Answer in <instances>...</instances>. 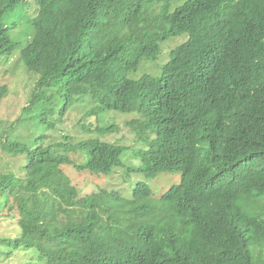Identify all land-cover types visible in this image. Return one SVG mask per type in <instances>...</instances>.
<instances>
[{
    "label": "trees",
    "instance_id": "obj_1",
    "mask_svg": "<svg viewBox=\"0 0 264 264\" xmlns=\"http://www.w3.org/2000/svg\"><path fill=\"white\" fill-rule=\"evenodd\" d=\"M16 10L28 23L23 40L10 33ZM182 34L159 75L142 67ZM16 49L15 62L37 75L25 109L41 132L32 145L0 140L15 166L0 173V208L19 230L0 238V256L264 264V0H0V58ZM6 94L1 85L0 100ZM129 112L132 142L104 138ZM58 121L63 139L44 145ZM126 151L138 158L127 174L177 172L178 183L158 197L145 182L128 196L101 185L109 173L122 180ZM70 170L99 182L79 192Z\"/></svg>",
    "mask_w": 264,
    "mask_h": 264
},
{
    "label": "rangeland",
    "instance_id": "obj_2",
    "mask_svg": "<svg viewBox=\"0 0 264 264\" xmlns=\"http://www.w3.org/2000/svg\"><path fill=\"white\" fill-rule=\"evenodd\" d=\"M23 14L19 11H14L10 16L11 21H16L19 28H13L10 30L11 37L17 39L18 37L23 40V32H20V27L28 25L25 23L26 18L22 16ZM186 39V35L182 34L179 36H173L168 38L167 40L161 42L162 50H160L158 58L154 61L153 64L144 61L142 63V67H147L151 70L153 74L159 75L161 71V65L166 61L165 56L167 55V48L169 46H173L178 44ZM19 49H16L12 56H3L0 58V86L5 85L7 87V94L3 96L0 100V140L3 142L5 139L7 140H17L19 142L32 145L35 142H39L40 139L35 141V136L39 134L41 131H36V127L33 125L36 119L35 115L37 112H33L34 109L31 110L25 109L29 104L32 88L36 82L37 75L31 72H27L23 66H21V61L18 59L15 62L16 58H19ZM13 61V63H12ZM141 68V65H140ZM37 106L39 104H36ZM116 112V111H114ZM119 113V112H118ZM121 115H117V119L113 122L114 124H119V129L117 131H112L106 133L104 138L107 140H114L116 138H121L120 141L128 144L132 141H129V138H133V132L130 130V126L126 125L124 121L126 118L132 117L133 113H120ZM51 119L57 118V113L51 114ZM32 118V119H31ZM70 120L65 116V125H70V133L77 138L80 134V128L78 125L73 126ZM123 123V124H122ZM62 129L61 122H56L55 127L49 128L48 130L42 131L44 132V145L49 143L62 140ZM129 151H126L122 155L123 165L121 168L124 169V175L122 176V180L116 182L112 180L111 173L102 175L100 178V184L104 186L105 179L107 180L106 187H113L116 191L120 192L123 196H128L134 187L136 182H145L148 184L152 191V195L154 197L160 196L165 190H167L174 182L172 180V174L177 172H160L154 178H146L143 176L141 172L131 171L129 174L126 172L128 168L135 167V161H138L136 157L134 161H129L127 159V154ZM9 158V159H7ZM11 160L13 163L11 165L6 166L5 161ZM3 160V161H2ZM14 159L7 153H5L0 147V173L8 171L9 169H13ZM65 168H68L66 166ZM118 170V168H117ZM77 171V170H76ZM180 174V173H179ZM72 183L77 186L79 192L81 191H89L93 189V182H99L97 176L90 174L86 171L74 172V170H70L69 172ZM18 219L15 214L7 213L6 206L1 209L0 208V238L5 237H14L19 233L17 228ZM19 253V262L15 263V256H0V264H19L24 259L26 252L20 251ZM17 258V257H16ZM13 262V263H12Z\"/></svg>",
    "mask_w": 264,
    "mask_h": 264
},
{
    "label": "clouds",
    "instance_id": "obj_3",
    "mask_svg": "<svg viewBox=\"0 0 264 264\" xmlns=\"http://www.w3.org/2000/svg\"><path fill=\"white\" fill-rule=\"evenodd\" d=\"M171 178H172V180H173V182H174L172 185H174V184H177V183H178V180H176V179H175V173H174V174H172V177H171ZM172 185H171V186H172ZM171 186H170V187H171ZM170 187H169V188H170ZM169 188H168V189H169Z\"/></svg>",
    "mask_w": 264,
    "mask_h": 264
}]
</instances>
